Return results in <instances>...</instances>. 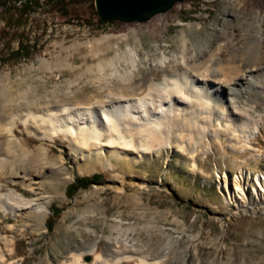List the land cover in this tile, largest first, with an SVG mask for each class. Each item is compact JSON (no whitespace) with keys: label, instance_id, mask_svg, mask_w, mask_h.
I'll use <instances>...</instances> for the list:
<instances>
[{"label":"rangeland","instance_id":"1","mask_svg":"<svg viewBox=\"0 0 264 264\" xmlns=\"http://www.w3.org/2000/svg\"><path fill=\"white\" fill-rule=\"evenodd\" d=\"M13 4L0 7V129L15 125L14 139L0 133V196L17 193L33 205L23 223L0 209L5 263L58 264L74 253L92 264L100 253L107 262L133 255L159 264H264V0H185L146 22L102 24L93 0H68L63 11L36 0L23 14ZM20 45L30 55L13 58ZM180 72L207 80L209 100L166 102L147 150L143 114L136 124L122 120L134 145L111 167L102 154L79 158L83 151L63 134L44 139L22 125V114H62L65 106L90 107L103 125L106 104L142 97L170 76L184 83ZM127 74L143 85L120 96ZM93 174L97 183L66 197L75 178ZM52 208L60 213L48 231Z\"/></svg>","mask_w":264,"mask_h":264},{"label":"bare ground","instance_id":"2","mask_svg":"<svg viewBox=\"0 0 264 264\" xmlns=\"http://www.w3.org/2000/svg\"><path fill=\"white\" fill-rule=\"evenodd\" d=\"M128 61L129 63H134V61L130 59ZM219 63L220 61H218V64ZM115 74L116 73L112 75ZM177 76L178 75L170 76L172 77L171 78L172 83L170 84L150 83V85H148V90H147L148 92L144 94V96L142 97H134V98L132 97L124 100L121 99L118 102L112 104L111 103L106 104L105 107L102 108V113H101L102 115L101 122H103V125H101V123L99 122V119L96 116L95 112H93V110L90 107H86V106L85 107L65 106L62 109V114H57L56 111L27 112L26 114H22L20 116L22 120V125L27 131H29L30 127L35 128L36 131L31 133L33 135H38V134L43 135L44 139L51 140V138H53L54 136L63 134L73 139V144H75L74 146H76L75 152L77 150L81 152L83 151L84 154H82L81 157L79 158H82L84 155L89 156L92 153H95L98 157L102 154L107 160L108 166L111 167L112 158H119L121 156V153L126 154V152L129 149H131V147H133L134 145V141H133L134 136L130 135L129 137H127L122 132L123 128L126 130L128 129V126L122 125L121 123L122 120L131 118V122L136 124L138 123L136 122L138 120V115L141 116V114H143L141 117L144 120L145 124L141 125L140 132L144 134L146 140H144L145 143H141L140 146L143 147L144 150H147L149 148V141L155 139V137L161 132V127L163 126L164 121L157 120L156 117L164 113L165 110L164 104L166 102H171L172 100H174L175 97L178 96H182L186 99L189 98L190 102L194 100L196 103L209 100L208 92L209 90L212 89L210 88V85L207 80L198 77L201 75L199 74L188 75L185 72L183 73L180 72V76L184 79V83L179 81ZM120 77H121L120 82L122 84L119 91H117L116 94L122 96L124 90H130L133 93L140 91L143 85L142 83H141L142 85L139 83L138 84L131 83V77L129 74H127V76L121 75ZM198 80H203L204 83L203 87H199L196 84V81ZM240 80L241 81L239 82L245 84L248 78L240 77ZM113 82L114 81L111 80V83ZM216 82L218 84H222L221 80ZM126 83L127 85H125ZM199 106L201 105L199 104ZM170 110L171 112H175L173 105L171 106ZM5 124H3V127L0 129V133H5V135L7 134L9 137L14 139V126H15L14 120L11 121L10 123H7L6 126ZM21 150L23 153L26 152V150L23 147L21 148ZM75 152H70V154L73 157H76ZM31 159L35 161L36 155L33 154L31 156ZM5 164L3 162L0 163V170L5 168ZM11 171H12V175L13 174L16 175L15 167H12ZM255 181L256 183L260 184L258 176L255 177ZM27 187H30L27 188V190L28 189L30 191L32 190L30 184H28ZM237 188L244 193V190L242 189L241 185L237 184ZM32 205L33 204L31 203H26V201H24L23 198L17 193L10 194L6 198H2L0 196V209H2L3 211H8L9 213H14V215L22 223L29 218L24 213V210L30 208ZM46 211L47 209L45 206L43 205L36 206L37 213L40 214ZM38 217L40 218V215H38ZM115 243L118 245V247L120 244L121 245L123 244L122 246L125 248L124 243H121L118 240H115ZM95 249H96L95 245L92 247V249L89 248L90 253L92 252L96 253ZM116 253L117 254L115 255H121L123 254V251H121V253H119V251ZM85 255L87 254L71 253L66 260L61 261L58 264H87L82 260V257ZM113 259L114 257H112L111 260ZM122 261H128V262L134 261V264H159V262L156 261H152L148 263V261L144 260L143 258L133 255H124L115 258L113 261L107 262V260L104 261L102 259V255L100 253H96L92 264H121ZM0 264H6L5 258L2 255L1 247H0ZM8 264H19V263L17 261H13Z\"/></svg>","mask_w":264,"mask_h":264},{"label":"water","instance_id":"3","mask_svg":"<svg viewBox=\"0 0 264 264\" xmlns=\"http://www.w3.org/2000/svg\"><path fill=\"white\" fill-rule=\"evenodd\" d=\"M183 1L185 0H93V4L101 22L142 23Z\"/></svg>","mask_w":264,"mask_h":264},{"label":"trees","instance_id":"4","mask_svg":"<svg viewBox=\"0 0 264 264\" xmlns=\"http://www.w3.org/2000/svg\"><path fill=\"white\" fill-rule=\"evenodd\" d=\"M8 0H0V7L4 8V10L7 9L6 2ZM13 1V6L15 8V3L19 2L20 6L17 10H19L20 14L25 13L27 10H30L32 8V5H36V0H12ZM50 3H54L56 5V9L63 11L65 8L66 3L68 0H49ZM98 23L102 24L100 20H98ZM30 49L27 47H24L23 45H20L16 51H13L11 53V56L14 58L22 57L26 58L30 55L29 53ZM100 178L99 174H93L88 177H78L73 180L72 183L68 184L66 189H65V194L68 199H71L73 195L80 189H86L90 185L95 184L98 182ZM60 213V209L58 208H52L51 209V214H52V219L48 218L46 221V228L48 231L52 230L53 227V220H55Z\"/></svg>","mask_w":264,"mask_h":264}]
</instances>
